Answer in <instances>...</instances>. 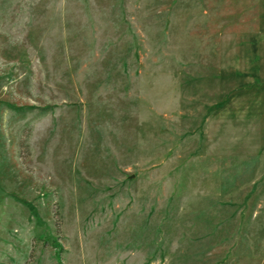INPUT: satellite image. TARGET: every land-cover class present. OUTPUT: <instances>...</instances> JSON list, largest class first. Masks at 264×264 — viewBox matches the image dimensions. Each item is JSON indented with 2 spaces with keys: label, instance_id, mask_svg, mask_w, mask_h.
I'll return each instance as SVG.
<instances>
[{
  "label": "rangeland",
  "instance_id": "obj_1",
  "mask_svg": "<svg viewBox=\"0 0 264 264\" xmlns=\"http://www.w3.org/2000/svg\"><path fill=\"white\" fill-rule=\"evenodd\" d=\"M0 264H264V0H0Z\"/></svg>",
  "mask_w": 264,
  "mask_h": 264
}]
</instances>
